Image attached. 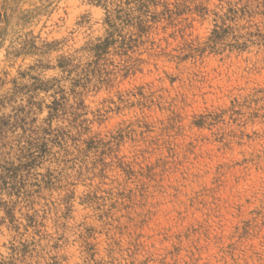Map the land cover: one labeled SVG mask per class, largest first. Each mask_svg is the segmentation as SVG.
<instances>
[{
  "label": "rangeland",
  "instance_id": "374dc122",
  "mask_svg": "<svg viewBox=\"0 0 264 264\" xmlns=\"http://www.w3.org/2000/svg\"><path fill=\"white\" fill-rule=\"evenodd\" d=\"M0 264H264V0H0Z\"/></svg>",
  "mask_w": 264,
  "mask_h": 264
}]
</instances>
